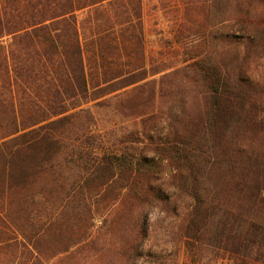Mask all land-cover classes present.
Returning <instances> with one entry per match:
<instances>
[{
    "label": "trees",
    "instance_id": "trees-1",
    "mask_svg": "<svg viewBox=\"0 0 264 264\" xmlns=\"http://www.w3.org/2000/svg\"><path fill=\"white\" fill-rule=\"evenodd\" d=\"M184 4L0 0V264H264V0Z\"/></svg>",
    "mask_w": 264,
    "mask_h": 264
},
{
    "label": "rangeland",
    "instance_id": "rangeland-1",
    "mask_svg": "<svg viewBox=\"0 0 264 264\" xmlns=\"http://www.w3.org/2000/svg\"><path fill=\"white\" fill-rule=\"evenodd\" d=\"M168 7L166 9H161L154 11V6L158 4L157 0H144L145 5V17L144 24L147 32V50L148 56L155 59V61H165L167 63L175 64L182 59H188L189 50L192 48L191 40H196L197 32L194 26H189L191 29L189 31L185 29H178L172 26V20L185 12L187 9L186 3L190 0H165ZM186 1V2H184ZM160 5V4H159ZM215 7V6H214ZM219 12L215 11L214 8V18L212 24H216L218 21ZM220 25L212 28L218 30ZM189 39V46L187 44V39ZM207 40V39H206ZM204 41L199 39L197 43H203ZM194 43V42H193ZM261 65L257 68L255 72V78L264 82V59ZM181 78L176 77V79H167L164 81V86L168 88L176 81H180ZM181 82V81H180ZM183 88V86H181ZM110 254L102 251L98 254H91L87 257L82 256L76 264H111Z\"/></svg>",
    "mask_w": 264,
    "mask_h": 264
}]
</instances>
